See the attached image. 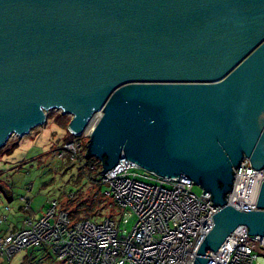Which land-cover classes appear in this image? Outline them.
I'll return each mask as SVG.
<instances>
[{"label": "water", "instance_id": "1", "mask_svg": "<svg viewBox=\"0 0 264 264\" xmlns=\"http://www.w3.org/2000/svg\"><path fill=\"white\" fill-rule=\"evenodd\" d=\"M72 117H101L86 158H121L186 176L221 209L194 264L240 226L264 238L257 209L226 205L245 157L264 169V0H0V147Z\"/></svg>", "mask_w": 264, "mask_h": 264}, {"label": "built area", "instance_id": "2", "mask_svg": "<svg viewBox=\"0 0 264 264\" xmlns=\"http://www.w3.org/2000/svg\"><path fill=\"white\" fill-rule=\"evenodd\" d=\"M100 117L101 113H96L81 135L69 130L75 139L58 146L57 157L86 158L87 144H82L80 137L89 141ZM96 167L92 164L90 169ZM138 168L123 157L114 169L99 172L116 207L135 216L131 230H120L112 219L103 223L88 218L73 220L66 209L57 213L59 203L54 199L43 215L26 218L25 227L0 234V257L11 261L24 249L47 248L62 264H194L221 207L212 205L209 192L197 194L194 182L186 176L172 178L150 171L143 175ZM263 181L264 169H254L245 157L234 170L226 205L245 211L257 209ZM21 200L30 209V201ZM10 211L7 205L0 224L9 220ZM128 221L125 215L123 223ZM247 233L246 226L238 227L216 253L211 252L208 264H264V238Z\"/></svg>", "mask_w": 264, "mask_h": 264}, {"label": "rangeland", "instance_id": "3", "mask_svg": "<svg viewBox=\"0 0 264 264\" xmlns=\"http://www.w3.org/2000/svg\"><path fill=\"white\" fill-rule=\"evenodd\" d=\"M71 119L59 109L49 110L44 125L23 137L14 134L0 147V214L7 205L11 207L9 220L0 226L7 232L25 227L24 220L35 218L32 215H43L54 199L59 203L57 213L66 209L73 220L88 218L103 223L112 219L120 230L132 229L135 216L130 210L116 207L108 195L109 186L100 181V175L90 171L85 158L80 161L57 157V147L75 139L68 128ZM79 141L87 144L88 137L81 136ZM98 161L95 158V162ZM138 171L148 174L142 168ZM193 190L197 194L203 191L196 184ZM22 197L30 201L29 211ZM125 215L129 218L126 225L123 223ZM0 264L62 263L56 262L47 248H31L18 252L11 261L0 257Z\"/></svg>", "mask_w": 264, "mask_h": 264}, {"label": "trees", "instance_id": "4", "mask_svg": "<svg viewBox=\"0 0 264 264\" xmlns=\"http://www.w3.org/2000/svg\"><path fill=\"white\" fill-rule=\"evenodd\" d=\"M73 136V135H72ZM65 140H67V139H65ZM69 141V140H68ZM85 147H87L86 145H85ZM86 149V148H85ZM82 158L84 159V157H81V156H79L78 158H76V159H79L80 161L82 160ZM71 160V159H70ZM85 160H87V162H86V166L87 167H90L92 164H96V169L95 170H91L90 168V171H92V172H95V174L96 175H99V172L101 171V169H102V165H101V162L100 161H98V162H95V158H90V159H88V158H85ZM82 168H83V166H82ZM23 209V208H22ZM24 210H26V209H24ZM28 211H29V209H28ZM1 225V224H0ZM13 229V228H12ZM5 232H7L6 230H4V228H1V226H0V234L1 233H5Z\"/></svg>", "mask_w": 264, "mask_h": 264}, {"label": "crops", "instance_id": "5", "mask_svg": "<svg viewBox=\"0 0 264 264\" xmlns=\"http://www.w3.org/2000/svg\"><path fill=\"white\" fill-rule=\"evenodd\" d=\"M32 216H33V217H35V218H38V216H37V215H36V216H35V215H32Z\"/></svg>", "mask_w": 264, "mask_h": 264}]
</instances>
